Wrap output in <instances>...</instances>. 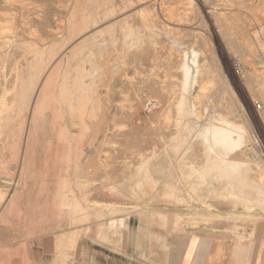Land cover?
<instances>
[{
	"label": "bare ground",
	"instance_id": "1",
	"mask_svg": "<svg viewBox=\"0 0 264 264\" xmlns=\"http://www.w3.org/2000/svg\"><path fill=\"white\" fill-rule=\"evenodd\" d=\"M58 1L45 0L49 6ZM174 1L188 6L196 4L201 21L221 22L216 19L214 8L210 6L213 2ZM68 2L70 6L63 32L55 35L57 29L54 32L50 30L49 9L35 8L31 0H0V150L15 149L20 152L22 158L19 160V155L16 156L17 161L13 164L17 174L16 181L12 182L16 185L29 174L25 170L28 166L24 158L35 135L45 134L50 128L62 140L58 192L56 190V197L61 200L57 202L60 206L57 204V210L59 217L62 210L66 211L70 225L76 227L59 238L58 247L62 250L69 246L74 248L81 233H88V229H79L77 224L85 223L90 217L89 213L94 214L89 212V205L82 206L76 200L74 189L68 185L67 179L70 174L75 178L74 186L80 201L85 202L87 195L84 190L88 187V181L85 184L81 182L84 176L81 178L80 175V156L82 145H93L96 134L93 137L90 135L84 120H99L96 129H99L102 120H110L111 126L118 128L115 130L117 135L123 139L134 138L129 148L136 152L140 144L138 137L146 120H153L149 123L152 126L147 129L157 136H161L165 128L157 121L159 112L154 107L159 100L156 97H162L164 104L169 103V112L164 114V119L174 120L170 126L173 129L171 137L159 155L133 161L125 180L116 183L118 189L108 188L111 194L119 197L126 195L128 203H120L119 208L106 209L110 212V218L107 223L96 226L97 238L113 245L119 244L122 239L124 244L129 230L122 217L125 214L135 215L144 224V228H138L135 233V247L144 254L148 246L149 230L146 224L150 215L157 226L169 233L180 231L187 222L193 230L200 224L213 230L217 224L219 227L216 230L221 228V232L235 233L245 223L264 217V153L257 149L254 132L251 136L246 125L218 111L220 106L226 114H231L234 104L232 98L220 104L229 89L224 81L221 86L224 90H220L215 79L216 66L204 63L197 50L188 48L186 44H175V38H171L176 46V54L166 65L178 71V81L175 86L171 82L162 85L154 75L160 56L159 48L170 36L166 27L174 19L173 12L164 13L166 0ZM12 21L14 23H10ZM181 21H184V17L178 13V26L182 24ZM258 28L255 45L248 41L247 33H243L244 51L250 57L245 63L247 69L244 78L249 91L258 95L264 104V29ZM219 32L213 30L215 36ZM26 34L35 37L36 42L28 40ZM225 34L222 33L221 37ZM44 41L53 44L44 45L46 49H43V45L42 49L38 48L37 42ZM66 48L68 55H61L60 52ZM28 53H31V59L25 58ZM59 54L57 60L56 55ZM100 56L105 59L100 61ZM227 73L235 79L229 67ZM141 75L144 77L140 78ZM100 87L105 88L103 98L102 92L97 90ZM242 98L245 102L246 97ZM210 103L214 107L207 112ZM203 116H209L208 119L214 121L207 120L208 123L204 122L207 123L204 125ZM115 120H124V125L115 124ZM76 125L80 127V135L74 138L70 128ZM113 134L111 131L109 135ZM9 139L10 143L7 142ZM238 155L244 158H236ZM5 160L8 159L0 155V163ZM4 169H0L1 174H4L1 172ZM255 170L257 175L253 177ZM0 199H4L2 191ZM163 201H173L178 205L195 202L202 206L185 221L177 212L170 214L155 207L157 202ZM98 204L95 205L94 217L102 220L105 213ZM218 204H224L228 209L222 211ZM7 213L8 209L4 214ZM195 213H200L198 218L194 216ZM119 214H122L121 218L117 217ZM2 264L7 263L4 261Z\"/></svg>",
	"mask_w": 264,
	"mask_h": 264
},
{
	"label": "rangeland",
	"instance_id": "2",
	"mask_svg": "<svg viewBox=\"0 0 264 264\" xmlns=\"http://www.w3.org/2000/svg\"><path fill=\"white\" fill-rule=\"evenodd\" d=\"M206 1H208V3L213 2L210 6L214 8V15L216 19L221 21L218 23L220 26L216 22L213 21L211 22L208 21L207 19L201 21V19L197 15V10H196L197 7H195L196 4L188 6L183 2L181 3V2H176L174 0H166V3L163 6V10L164 13L168 11L173 12L172 15L174 19L170 23L172 26L175 27H172L171 25L166 27L167 29L166 31L170 36L168 38L169 40L165 39V41L163 42V46H160L159 48L160 56L158 57V60L156 62L154 75L156 76L157 80L162 83V85L171 82L173 86H175V84L178 81L179 73L175 68L169 69V67L166 65L167 62H171L173 60L174 55L176 54L175 51L176 46L174 45V43L175 44L182 43L180 44L181 46L186 44L188 48H192L195 51L197 50L199 58L202 59L204 63L211 66L213 65L216 66L217 76L215 79L218 81L217 83L218 86H220V90H224V88H221L224 81L229 89L228 94H226L224 100L220 101V104L221 105L224 104V102H226L228 98H232L233 100L234 106L232 108L231 114H226V112H224L220 106L218 107V111L228 116L233 121L246 125L248 128L247 131L250 133L251 136H253L252 132H254L257 137L254 138L256 140L255 142H257L256 146L258 145L257 149L263 151L264 153V104L258 95L250 92L249 89L246 87L247 84L244 78V71H246L247 68L245 66V63L249 61L250 57H249V53L247 51H244L245 44L242 38L243 33H247L248 41L251 42L253 45H255L254 38L258 39V35L256 34L258 29H260L258 27H261L262 31L264 29V0H240V1L239 0H214V1L206 0ZM31 3H33V6H35V8L37 9H41V10L49 9L50 10L49 17L51 20L50 30L53 29L52 32H54L56 31L55 29H57L56 31L57 33H55V35L63 32V28L65 25V17L66 14L68 13V9L70 6L68 5L69 4L68 0H59L56 4L52 6L47 5L45 0H31ZM240 5L241 8H239ZM215 10L218 12H216ZM178 13L184 17V21H181L180 23L182 24H180L179 26L178 23L176 22ZM132 19L135 20L134 17ZM10 23H14V22L12 21ZM34 28L37 29L36 27ZM214 29L217 30L218 32L219 31H223V32H219L218 35L215 36V34L213 33ZM224 32L227 35L225 34L223 35L224 37L223 36L221 37L222 33L224 34ZM25 37L27 38L28 35L26 34ZM171 38H175L173 39V41H175L174 43H172L173 41L171 40ZM27 39L36 42L35 37H28ZM226 39H228L232 44L228 42V40L226 41ZM51 44L53 43L46 41L37 42L38 48L41 49L44 47V45L45 47H47ZM231 46H233L232 47L233 49L228 48ZM45 47L43 49H46ZM67 48H69V45L67 46ZM67 48L64 49L65 51L62 50V52H60L61 55L62 54L63 56H66V54L68 55V53L66 52L68 50ZM56 57H58L57 58L58 60L60 54L56 55ZM100 57H101L100 61H103L105 59L102 56ZM25 58L31 59L32 58L31 53L26 54ZM228 67L230 68L232 74L234 75L235 78L234 80L236 82L228 75L227 73ZM143 77H144L143 75L140 76V78ZM214 84L215 81H213V85ZM104 89H105L104 87L97 88L98 92L100 93L102 92L101 94L102 98L104 97ZM245 92L246 94H244ZM242 96L244 97V99L246 97L245 102ZM156 98L157 100H159L158 101L159 104L157 103V105L154 107V110L159 112L158 113L159 118L157 121L160 122L161 126L165 128L162 130L161 136H157L154 134V132H150L149 129H147L150 126H152L149 123L153 120H146V121L144 120L145 122L142 125L143 126L142 133L138 137L140 138L138 139L140 144L138 146L139 150L136 151L137 153L130 150L129 148L131 146V143H133L132 141L134 140V138L130 137L128 139H123L121 136L117 135L115 133V130L118 128L112 127L111 126L112 122H110V120H102L99 125V129L98 128L96 129L99 120H84V123L86 124L87 128L90 131V135H92L93 137L96 134V137H94L95 139L93 145L91 146L87 144L82 145L83 147L80 156V164H81L80 175L81 178L82 176H84L81 179V182L85 184V182L88 181L87 182L88 187L85 188L86 190H84L87 195L85 202L83 200H82L83 202L80 201L81 199L80 195L78 194L77 188L75 187L76 186L75 178L70 174V176L67 179H69L68 185L74 189V195L76 194L75 197H77L76 200H78V202H80L82 206L89 205L88 209H90V211L89 210L88 211L94 214L92 215L91 213H89L90 217L85 223H82L81 225L79 223L77 224L79 229H88V233L86 234L87 236L85 235L84 232L81 233L80 239L78 240L74 248L72 247L70 248L69 246L66 248L67 250L64 249L65 252H69L68 256L65 257L66 259L68 260L71 259L72 257L71 251L73 252L74 250H77L78 247L81 246V244L83 243L91 244L88 246L93 247V249L97 251L96 260L99 261H102L104 259L103 257L104 255L113 254V253L119 255L122 254L126 257L129 256L131 258H134L136 254L140 256L138 252V248L135 247L137 240L135 233L137 232L138 228H144L143 226L144 224H142V222H140L135 215L127 216L125 214L124 217H122V214L121 215L119 214L120 216L117 215V217L119 218L122 217L123 219L126 220L125 223L129 230L128 231L129 233H127L128 237L125 238L127 242L123 240V243L125 241L124 244H122L121 241L122 239H120V243L117 245L104 243L103 241L99 240V238H97V234L95 235L96 233L95 229L98 224L108 222L110 218V216L108 215L110 214V212L108 213L109 210L106 211V209H111L115 207L119 208L120 203L121 204L128 203V197L126 195L124 197V195L122 194V196L119 197L118 195L111 194L110 190L107 191L108 188L114 187L115 189H118L116 183L119 184L123 181V179L125 180L127 175L130 173L129 165H131L132 168L136 159L139 158L143 159L151 155H159L160 153H162L163 147L165 146V142H167L168 139H170L171 137L170 133L173 132V129L170 126L174 120L164 119V114L167 113V111L169 112V103L164 104L162 97H156ZM257 104L260 105L259 109L256 107ZM213 107H214L213 103H210L207 112L211 111ZM199 113L201 112L199 111ZM221 113H219V115H221ZM170 115H172V112L170 113ZM204 116H206V114ZM252 116H254V118ZM208 117L209 116L204 117V120H202L203 123L204 122L208 123V121L209 122L214 121V120L213 121L209 120ZM207 123H204V125H206ZM115 124L124 125V120H115ZM70 129L71 132L73 133L74 138H77L78 135H80L79 126L76 125L75 127H71ZM121 130H123V128H121ZM111 131L114 132L112 136L109 135ZM254 139L252 141H254ZM10 140L11 139L7 140V142L10 143L11 142ZM60 140L61 139L56 134L55 130L50 128L46 130L45 134L35 135L33 137L34 142L32 141L30 150L26 153V157L24 158L25 162L27 163L26 166H28V168H26L25 170L28 171L29 174L25 175L26 180L23 179L22 177V180L19 181L20 184L17 183L16 185L13 184V182L17 174V169L16 168L14 169L15 165L13 166V164L15 163V160L17 161L16 156L19 155L18 156L19 160L20 158H22L20 152L16 151L15 149H10L11 152L9 151V149L8 150L6 149V151L2 150L3 152L0 150L2 154L3 153L5 154V155L4 154L3 155L0 154V155L8 159L5 160L6 162L8 161L7 166H6V162L0 163V166H2L0 167V169H3V167L6 169V170L5 169L1 170V172L4 174L0 173V191H2L4 195V199H0V239L4 237V235L6 239L7 236L9 237V235L13 237L14 236V235L12 236L13 231H16L15 234L18 235L20 234L21 231H24L26 233V239L29 240L33 239L34 244H38V242L40 243L41 239H44V237L48 238L50 244L52 238H54V242H55V240L60 235L61 236L65 234L67 235V233H70L75 229L76 226L70 225L67 217L65 216L67 215L66 211L62 210L61 217L58 216L59 210H57V204L60 202L61 199L59 197H56L57 194L56 190L58 192L57 184L59 181L58 178L60 171L59 165L61 164L59 162H61V157L63 154V151H61L62 149L60 148L62 140L61 141ZM59 148L61 150H59ZM59 155H61V157H59ZM236 158H244V157L238 155ZM253 160H254L253 164H255L254 157ZM249 161H251V159ZM86 171H88V173ZM255 175H257L256 170L253 172L252 176L255 177ZM8 180H11V182H8ZM112 182L115 183L112 184ZM20 185H22V187H20ZM57 198L59 200H57ZM97 202L99 203L98 205H100L99 209H104L105 214L108 213L106 215L104 214L103 216L104 218H102V220H99L96 217H94L95 208H96L95 205L97 204ZM167 203H171V204H167ZM187 204L178 205L175 202L173 203V201L170 202L163 201V202H157L155 204V207L160 210L166 211L167 213L171 212L170 214L177 212L186 221L187 218L193 216L192 213L200 209L202 206L201 204H196L195 202H191L190 205L189 203ZM91 205H93L94 208ZM217 206L222 211L228 209V207L225 206L224 204L223 205L218 204ZM58 207H60L59 204ZM7 209H8V213L4 214ZM198 214L200 213L197 214L195 213L194 216L198 218L199 217ZM263 224H264V217L258 218V221H252V222L249 221L245 223V225H243L241 230L239 231V234L242 238L238 237V239L250 238L253 231L258 228H261ZM146 225L150 232V236L152 238H155V236H159L160 234H164L163 236L162 235L161 236L163 240H165V236L169 235V233L165 229H162L155 224L151 215L148 216V224ZM198 227L199 228L205 227L207 229H212L209 228V226H205V225L202 226L201 224L197 226V228ZM213 227H215V229L213 230H216L217 227L219 226H217L216 224ZM197 228L194 230H197ZM194 230H190L187 222L180 231H194ZM216 231L219 232L222 231V229L218 228V230ZM185 233L186 232H183V234ZM235 233L225 231L223 233H209L205 235L207 236L217 235L228 238H235L239 236V235H235ZM250 233L251 235H249ZM35 240H38V242ZM56 252L59 253L60 250L58 249Z\"/></svg>",
	"mask_w": 264,
	"mask_h": 264
},
{
	"label": "crops",
	"instance_id": "3",
	"mask_svg": "<svg viewBox=\"0 0 264 264\" xmlns=\"http://www.w3.org/2000/svg\"><path fill=\"white\" fill-rule=\"evenodd\" d=\"M15 233L16 231L12 232L13 237L9 235L6 239L4 235L0 239L1 264L4 261L7 264H264V224L254 230L252 235L250 233V238L245 239H238V237L242 238L239 231L235 233L239 235L235 238L205 235L223 233L211 229L176 231L168 232L169 235L165 236V240L162 238L164 234L152 238L149 232L145 253L141 254L138 250L142 258L138 254L131 258L113 253L104 255L102 261L96 260L97 251L88 246L91 244L85 243L77 250L71 251V259H66L69 252L58 247L59 238L64 235H57L59 237L55 242L52 238L50 244L46 237L41 239L40 243L35 240L38 244H34L33 239H26L24 231L19 235ZM55 246L56 250H54ZM57 249L62 252H56Z\"/></svg>",
	"mask_w": 264,
	"mask_h": 264
},
{
	"label": "built area",
	"instance_id": "4",
	"mask_svg": "<svg viewBox=\"0 0 264 264\" xmlns=\"http://www.w3.org/2000/svg\"><path fill=\"white\" fill-rule=\"evenodd\" d=\"M256 107L259 109V108H260V105H258V104H257V106H256Z\"/></svg>",
	"mask_w": 264,
	"mask_h": 264
}]
</instances>
